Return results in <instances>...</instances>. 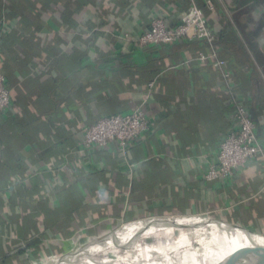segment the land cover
Listing matches in <instances>:
<instances>
[{
	"label": "crops",
	"instance_id": "1",
	"mask_svg": "<svg viewBox=\"0 0 264 264\" xmlns=\"http://www.w3.org/2000/svg\"><path fill=\"white\" fill-rule=\"evenodd\" d=\"M213 3V45L141 46L156 17L179 24L188 0H0L12 98L0 115V264H43L124 225L125 242L160 255L217 240L215 219L264 235L263 160L204 179L235 130L233 100L264 152V0ZM138 107L151 121L140 140L82 145L88 126ZM122 243L100 262L143 264Z\"/></svg>",
	"mask_w": 264,
	"mask_h": 264
},
{
	"label": "built area",
	"instance_id": "2",
	"mask_svg": "<svg viewBox=\"0 0 264 264\" xmlns=\"http://www.w3.org/2000/svg\"><path fill=\"white\" fill-rule=\"evenodd\" d=\"M197 1L188 0L190 8L187 16L179 24L171 25L163 17H156L150 28L142 32L138 39L139 44L168 46L180 41L199 40L213 45L216 34L205 13L206 8H215L213 0H205V9L198 6ZM1 50L0 44V52ZM150 87L153 88L154 83H151ZM233 103L236 127L221 142L215 164L211 165L204 175L207 182L232 181L249 162L264 161V152L257 140L256 126L246 106L238 100H233ZM11 105V91L6 77L0 71V115H3ZM150 128V119L144 109L138 107L129 114L103 117L88 126L82 145L90 148L116 143L124 150L140 140Z\"/></svg>",
	"mask_w": 264,
	"mask_h": 264
},
{
	"label": "water",
	"instance_id": "3",
	"mask_svg": "<svg viewBox=\"0 0 264 264\" xmlns=\"http://www.w3.org/2000/svg\"><path fill=\"white\" fill-rule=\"evenodd\" d=\"M178 219L184 218L159 219L158 221H176ZM215 220L224 223L223 225L225 226L223 233L217 237V240L222 242V244H217V242L214 241L202 247L201 250H198V247L192 249L187 248L186 250L160 255L158 253L154 254L155 252L152 250L147 251V248H143L141 253L134 247L133 240L125 242L121 237H124L125 229L127 228V225H124L103 236L94 238L88 243L61 256L48 260L43 264H71L73 261H78L85 253L87 254L98 248L121 244L122 242L124 247H127L130 255L134 256L143 264H264L263 234L235 223ZM150 221H157V219ZM138 237L140 238L139 235H137V238ZM116 260H118V258ZM116 260L103 264H125L124 260L121 262H116ZM126 263L131 264L130 262Z\"/></svg>",
	"mask_w": 264,
	"mask_h": 264
},
{
	"label": "trees",
	"instance_id": "4",
	"mask_svg": "<svg viewBox=\"0 0 264 264\" xmlns=\"http://www.w3.org/2000/svg\"><path fill=\"white\" fill-rule=\"evenodd\" d=\"M201 7V6H200ZM204 8V7H201ZM205 9V8H204ZM104 255H107L109 257L110 255V251L107 248H103L99 254L95 255V256H90V260L94 263V264H102L105 261H101L100 260L103 258ZM132 256V255H131ZM94 257V258H93ZM134 257V256H132ZM107 260V259H106Z\"/></svg>",
	"mask_w": 264,
	"mask_h": 264
},
{
	"label": "bare ground",
	"instance_id": "5",
	"mask_svg": "<svg viewBox=\"0 0 264 264\" xmlns=\"http://www.w3.org/2000/svg\"><path fill=\"white\" fill-rule=\"evenodd\" d=\"M214 241L217 242V244H222V242H219L218 240H214ZM214 241L197 244V245H195L193 247H189L188 249H192V248H197L198 247V250H201L202 247L207 246V245H209L210 243H212ZM119 258H121V259L123 258V254L122 253H119Z\"/></svg>",
	"mask_w": 264,
	"mask_h": 264
}]
</instances>
